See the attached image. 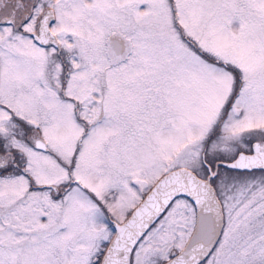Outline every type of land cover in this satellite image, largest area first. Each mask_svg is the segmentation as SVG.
Wrapping results in <instances>:
<instances>
[{
    "label": "snow or ice",
    "instance_id": "snow-or-ice-1",
    "mask_svg": "<svg viewBox=\"0 0 264 264\" xmlns=\"http://www.w3.org/2000/svg\"><path fill=\"white\" fill-rule=\"evenodd\" d=\"M0 264H264V0H0Z\"/></svg>",
    "mask_w": 264,
    "mask_h": 264
}]
</instances>
